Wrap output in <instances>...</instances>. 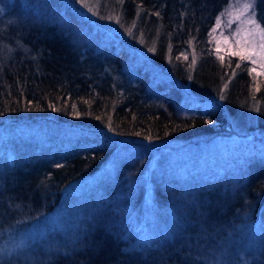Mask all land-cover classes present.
<instances>
[{
	"label": "trees",
	"instance_id": "16d2710c",
	"mask_svg": "<svg viewBox=\"0 0 264 264\" xmlns=\"http://www.w3.org/2000/svg\"><path fill=\"white\" fill-rule=\"evenodd\" d=\"M46 1L48 8H33L0 0V125L8 131L0 137V231L61 204L67 186L94 175L112 154L110 135L157 141L215 133L221 146L213 150L239 154L223 161L229 175L218 181L211 182L200 163L190 180L154 179L156 206L174 212L178 231L129 248L121 235L130 225L122 215L127 205L141 203L147 157L128 149L131 158L118 165L96 201L95 223L65 253H47L41 264H206L183 235L242 218L264 222V138L229 141L221 133L237 128L249 109L264 130V79L236 57L222 63L209 48V31L227 0H98L99 9L117 11L114 33L66 0ZM254 6L261 22L264 0ZM129 26L132 38L140 33L143 43L156 40V63L169 48L168 78L135 61L125 36ZM189 48L197 54L194 65ZM105 67L145 86V100L138 101L135 86L126 95L113 89ZM209 119L214 123H205ZM127 181L134 183L129 192ZM254 264H264V245Z\"/></svg>",
	"mask_w": 264,
	"mask_h": 264
},
{
	"label": "rangeland",
	"instance_id": "374dc122",
	"mask_svg": "<svg viewBox=\"0 0 264 264\" xmlns=\"http://www.w3.org/2000/svg\"><path fill=\"white\" fill-rule=\"evenodd\" d=\"M9 4L19 1L22 6L38 8L46 7V0H7ZM76 8V11L87 17L91 22L99 20V24L114 33L117 30V11L110 7L99 9L98 0H66ZM48 8V7H46ZM231 13V15H230ZM248 20H257V24L263 27L257 16L254 0H227L225 6L219 12L214 20L213 26L209 31V48L212 54L218 58L215 49L217 43L227 38L228 44L220 43L223 49L219 55L224 56L226 62L232 57L227 54L228 49L238 50L239 45L237 39H244V33L247 32L251 25L245 23ZM135 26V25H134ZM133 27V26H131ZM129 26V29L131 28ZM216 29V31H213ZM131 30V29H130ZM255 31V30H254ZM240 33L237 35V33ZM130 49L135 53V61L145 63L150 66L152 73H160L159 75L168 78L172 73V65L169 58V48L165 47L161 55H159V64L156 63L154 49L156 40L152 37L147 43H143V39L139 34L136 38L128 35ZM257 46L259 38L256 37ZM13 47L23 49L17 41H13ZM192 48V47H191ZM189 48L191 61L194 65L197 54L193 49ZM6 50V47H5ZM255 58V57H254ZM240 60V59H239ZM249 68L255 67L257 72L262 71L259 62L253 65L250 61ZM156 65H155V64ZM228 63V62H227ZM154 66V67H153ZM111 68L105 67V75L112 83L113 89L119 92L126 88L135 86L134 95L138 101L145 100L147 90L142 84H136L129 73H117ZM256 79H264V75H257L252 72ZM143 87V88H142ZM127 91L124 93L126 95ZM210 97V100H214ZM224 136L229 141H234L237 137L264 138V130L256 126L254 120V110L249 109L244 115V120L237 128L231 130H222ZM8 136L7 129L0 125V137L2 139ZM225 137V138H226ZM114 142V150L101 168L91 177L83 181L72 183L67 186L65 195L67 198L61 204L55 207L49 213L39 217L34 221H22L17 223L15 227L0 231V250H4V254L0 255V264H41L46 254H61L70 249L76 239L82 237L84 228H88L91 223H95L96 217L93 215L100 193L107 185L111 186L110 181L115 176L118 165L125 159L131 158L128 155V149L135 148L138 151L146 153V164L142 169L140 177L143 180L142 200L138 206L134 208L127 205L122 216L126 219L124 224L130 225L124 231L122 238L127 241V247H142L143 244H151L159 242L160 235L166 234L173 237L177 222H175L174 212L170 209L162 211L156 206L152 193V182L154 179H184L196 177L194 166L197 164L204 165L209 171L212 180L222 179L224 175H229V171L224 168L223 161L229 162V157L233 159L239 154L232 147L231 150L222 147V151L213 150V147L221 146L218 144L217 135L207 134L200 136H188L185 139H177L170 137L163 140H130L128 138H119L110 135ZM230 147V146H229ZM136 150V151H137ZM213 152V155H212ZM141 153H138L140 155ZM131 181L124 182V186L132 188ZM125 188V189H126ZM65 201V202H64ZM178 218V217H177ZM86 234V232H84ZM182 235L184 233H181ZM182 242L186 247H191L193 253L206 264H254L255 260L261 258L262 248L264 245V222L260 220L250 221L242 218L241 221L227 222L214 228H198L194 230L192 235H183ZM181 239V237H180ZM161 241V240H160ZM85 241V244H88ZM137 248V249H139Z\"/></svg>",
	"mask_w": 264,
	"mask_h": 264
},
{
	"label": "snow or ice",
	"instance_id": "6c2138e0",
	"mask_svg": "<svg viewBox=\"0 0 264 264\" xmlns=\"http://www.w3.org/2000/svg\"><path fill=\"white\" fill-rule=\"evenodd\" d=\"M256 2L258 3L259 0H256ZM245 23L250 24L251 28L247 32L244 33V39H237L236 43L239 45L238 50H232L230 47L228 49L227 54L232 55V56H237L239 57L241 61L248 60L253 65H256L259 62V66L262 71L257 72V69L255 67H253L252 69H249V71L250 73L256 72L257 75H264V27L259 26L257 24V20H248V21H245ZM260 23L261 25H264V20H261ZM213 31H216V29H213ZM239 34L240 33L238 32L237 35ZM129 35H132L131 30H129ZM256 37L259 38L258 46L256 43ZM220 43L228 44L227 38L218 42L217 47L215 49V52L217 53L219 60L223 63L224 56L219 55L221 51L223 50L220 47ZM149 51H154V49L150 48ZM184 58L187 59V56H185ZM236 67H240V65L237 64ZM221 99H223V96H221ZM52 107H53V110H57L54 105ZM77 115H79V113H77ZM205 123L213 124L214 121L209 119V120H206ZM146 139L150 140L151 138L146 137Z\"/></svg>",
	"mask_w": 264,
	"mask_h": 264
},
{
	"label": "clouds",
	"instance_id": "9594fccd",
	"mask_svg": "<svg viewBox=\"0 0 264 264\" xmlns=\"http://www.w3.org/2000/svg\"><path fill=\"white\" fill-rule=\"evenodd\" d=\"M4 254V250H0V255Z\"/></svg>",
	"mask_w": 264,
	"mask_h": 264
}]
</instances>
